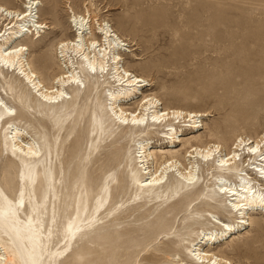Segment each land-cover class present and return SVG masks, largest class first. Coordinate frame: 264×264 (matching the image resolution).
I'll return each instance as SVG.
<instances>
[{"label":"bare ground","instance_id":"obj_1","mask_svg":"<svg viewBox=\"0 0 264 264\" xmlns=\"http://www.w3.org/2000/svg\"><path fill=\"white\" fill-rule=\"evenodd\" d=\"M66 2L71 36L56 45L59 54L55 63L61 72L50 79L51 84L45 83L29 60L27 43L37 47L46 30L59 28L39 21L37 0L32 4L31 20L23 15L28 0L16 10L0 4L5 9L0 13V152L6 153L7 160L0 168V204L7 207L11 201L20 208L18 215L23 221L18 226L20 239L14 227L6 224L0 228V264H24L28 260L25 249H32L27 238L31 235L29 227H36L37 222L43 225L40 239L46 245L38 249L42 264H61L76 243L101 229L105 218L126 219L131 212L148 207L140 215L145 219L156 205L161 210L143 238L133 240L130 262L234 264L223 251L227 241L255 223L251 213L264 211L259 202L264 196V131L237 136L230 148L220 143L203 144L197 133L204 127L200 119L209 114L165 105L153 93L138 99L137 92L152 83L133 69L140 63L131 65L124 58L129 52L124 39L98 17L92 4L84 2L79 12ZM48 54L49 50L38 54L45 71L55 65ZM85 115L87 127L77 131L75 138L85 134L87 152L81 155L80 146L66 164L59 159L54 162ZM34 124L51 130L26 137V130ZM106 140L126 142L120 163L124 164L121 172L130 197L118 204H113L111 184L115 179L109 173L96 192L89 196L87 191L89 182L90 188L95 185L84 175V162H93L90 156L98 154ZM158 141L166 145L154 147ZM183 151V159L189 160L187 166L181 162ZM7 168L14 169L15 174L8 173ZM204 168L207 182L202 186L200 170ZM175 172L177 177L172 175ZM191 176L196 179L190 182ZM21 193L22 208L18 203ZM221 213L228 221L219 218ZM181 229L185 231L181 233ZM159 238L161 246H153L151 252L148 249L138 260L141 252ZM231 245L234 251L240 249L239 244Z\"/></svg>","mask_w":264,"mask_h":264},{"label":"rangeland","instance_id":"obj_2","mask_svg":"<svg viewBox=\"0 0 264 264\" xmlns=\"http://www.w3.org/2000/svg\"><path fill=\"white\" fill-rule=\"evenodd\" d=\"M24 1L0 0V4L16 10L22 7ZM37 1L39 21L59 28L58 31L46 30L36 42L37 47L27 43L29 60L46 84H51L50 79L61 72L59 62L58 65L55 63V57L59 54L56 51L57 43L71 36L70 10L66 7V1L79 12L83 10V3L88 2L98 12V17L108 22L128 45L129 52L123 55L126 61L131 65L140 63V66L134 65L133 69L151 80L152 86L140 90L145 92L143 95L137 92L138 99L153 93L165 105L209 114L200 119L204 127L198 129L200 131L197 133L202 137L203 144L220 143L230 148L237 136L260 135L264 131V0ZM41 50H49L48 55L55 63L49 71L41 66L42 61L38 58ZM23 119L25 122L26 118ZM37 125L34 124L35 131L28 127L26 137H36V132L40 134L51 130L50 127ZM86 127L87 115L81 117L74 133L59 151V157H54V162L59 159L66 164L74 149L80 146L81 155L87 152L85 134L75 138L77 131ZM182 129L186 130L185 127ZM187 132L183 131V134ZM73 138L76 140L72 145ZM156 143L154 147L166 145L160 141ZM125 144L124 140H106L101 143L98 154L90 156L93 162H84V175L95 185L90 188L88 183L89 196L96 192L109 173L115 179L111 184L113 204L129 199L130 190L121 172L124 164L120 163ZM192 144L196 145V142ZM0 155L2 168L7 162L6 153L0 152ZM181 156V162L187 166L189 160L183 159L184 151ZM77 160L70 165V171ZM7 169L10 174L16 172L12 168ZM203 171L205 168L200 170L201 173ZM177 174L172 175L177 177ZM3 177L4 173L1 174ZM250 177L255 176L250 174ZM206 178L207 172H204L200 185H206ZM157 208L158 205L145 219H140V215L148 207L131 212L126 219L105 218L100 224L101 229L76 243L61 264H136L135 260L130 262L133 240L143 238L151 227L150 222L161 210ZM263 213L262 209L251 213L255 223L246 226V230L234 233L227 241L223 251L234 264H264ZM20 215L24 216L23 213ZM219 218L228 221L224 213ZM184 231L181 229V233ZM160 239L141 252L138 260L148 249L151 252L153 246H161ZM233 242L239 244V250H232ZM155 254L156 257H163L161 253ZM161 264L172 263L163 261Z\"/></svg>","mask_w":264,"mask_h":264},{"label":"snow or ice","instance_id":"obj_3","mask_svg":"<svg viewBox=\"0 0 264 264\" xmlns=\"http://www.w3.org/2000/svg\"><path fill=\"white\" fill-rule=\"evenodd\" d=\"M35 2V0H28V4L26 6L27 10L23 13V15L28 16L29 20L32 19V4ZM5 9L0 7V13H4ZM11 15V13H8ZM17 18H22L20 14H17ZM63 47V45L61 46ZM103 70V69H102ZM93 71L95 69L93 68ZM163 115V114H162ZM2 118V117H0ZM153 119H156V117H153ZM126 122V121H125ZM134 123L138 121H133ZM142 122V121H139ZM252 152L256 151V148L249 149ZM222 163L224 161H221ZM196 178L194 176L189 177L190 182L194 181ZM224 191L225 189H221ZM0 196H2V193H0ZM23 193H21V200L18 202L20 207H23ZM6 199V198H5ZM259 202L262 206H264V196L259 197ZM235 207H240V205H235ZM20 212V208L16 207L11 201H7V207H5L4 204H0V228H3L6 224L9 226H12L16 230V237L20 239V229L19 225L23 223V221L20 220V217L18 213ZM28 225H32L31 217H29L27 221ZM29 231L31 235H29L27 238L32 241V249L29 251L28 249H25L26 252H28V260L24 261V264H42L40 252L38 249H42L46 247V245L41 244V235L43 232V225L37 222L36 227H29ZM48 235H51V230H48ZM11 238V237H10ZM3 260V257H0V261Z\"/></svg>","mask_w":264,"mask_h":264}]
</instances>
